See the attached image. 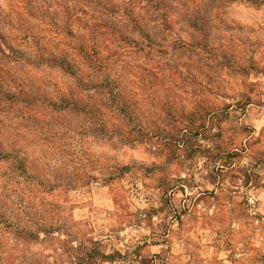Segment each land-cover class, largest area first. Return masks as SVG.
I'll use <instances>...</instances> for the list:
<instances>
[{
  "label": "rangeland",
  "instance_id": "rangeland-1",
  "mask_svg": "<svg viewBox=\"0 0 264 264\" xmlns=\"http://www.w3.org/2000/svg\"><path fill=\"white\" fill-rule=\"evenodd\" d=\"M0 264H264V0H0Z\"/></svg>",
  "mask_w": 264,
  "mask_h": 264
},
{
  "label": "trees",
  "instance_id": "trees-1",
  "mask_svg": "<svg viewBox=\"0 0 264 264\" xmlns=\"http://www.w3.org/2000/svg\"><path fill=\"white\" fill-rule=\"evenodd\" d=\"M190 132L191 131H188L187 128L185 129L181 128V129L175 130L174 132L165 133L164 136L166 138L164 141L169 142V143L172 142L175 145V147L179 149L182 147V145H185L187 142L189 143ZM238 155H240V153L233 151L231 152V154H228V156L224 157L221 170L224 171L226 170V168L227 170L234 168L235 167L234 166L235 165L234 156H238Z\"/></svg>",
  "mask_w": 264,
  "mask_h": 264
}]
</instances>
